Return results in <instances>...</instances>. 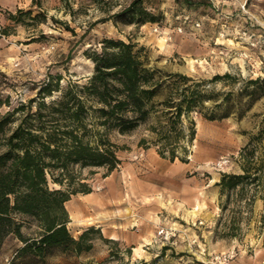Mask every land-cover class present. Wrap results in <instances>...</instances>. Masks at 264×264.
Segmentation results:
<instances>
[{
    "label": "rangeland",
    "instance_id": "obj_1",
    "mask_svg": "<svg viewBox=\"0 0 264 264\" xmlns=\"http://www.w3.org/2000/svg\"><path fill=\"white\" fill-rule=\"evenodd\" d=\"M130 1L0 0V32L6 29L8 33L0 36V116L19 103L37 99L38 88L49 77L58 76L62 88L85 83L93 65L84 53L98 49L105 38L143 48L149 66L198 80L224 73L242 78L264 76V0H192L203 5L190 9L174 0H146L141 7L157 18L155 23L107 20L93 24ZM17 10H31L32 16L41 12L44 20L30 22L24 17V23L33 24H16L8 13ZM61 23L73 29L74 35ZM88 27L64 64L68 50ZM206 89L229 90L218 82ZM262 116L264 99L241 119L207 121L193 114L194 140L185 155L178 151L185 162L163 159L152 146L139 147V139L147 135L143 126L128 135L109 132L108 140L118 147L119 164L106 176L103 168L81 171L83 183L95 197L85 201L91 215L67 224L74 238L89 227L100 235H94L88 253L65 256L54 252L44 263L137 264L157 257L166 247L154 264H264V201L254 200L247 219L240 222L239 239L221 238L231 206L221 210L215 186L222 173H240L239 151L257 132ZM95 186L102 189L96 192ZM49 188L58 187L49 182ZM112 220L119 223L123 239L110 238ZM35 232L34 223L21 229L26 237ZM21 246L8 236L0 248V264H10Z\"/></svg>",
    "mask_w": 264,
    "mask_h": 264
},
{
    "label": "trees",
    "instance_id": "obj_2",
    "mask_svg": "<svg viewBox=\"0 0 264 264\" xmlns=\"http://www.w3.org/2000/svg\"><path fill=\"white\" fill-rule=\"evenodd\" d=\"M144 1L131 0L111 17L93 24L107 20L157 22L141 7ZM174 1L187 9L203 5L201 1ZM36 6L40 8L39 3ZM24 17L30 22L44 20L41 12L32 16L31 10L8 13L16 24H33L24 23ZM61 24L74 35L73 29ZM88 29L68 50L64 64ZM7 34L6 29L0 32V36ZM142 51L131 42L105 38L98 49L84 53L93 65L85 83L62 88L58 76L49 77L38 88L37 99L19 103L0 116V248L8 236L22 244L10 264H45V257L54 252L79 256L92 249V239L100 233L89 227L74 238L67 229L65 203L73 195L90 193L81 178L82 170L103 168L106 176L119 164L118 147L108 140L109 132L128 135L143 126L147 135L139 139V147L152 146L163 159L185 162L178 151L185 155L194 140L193 114L207 121L241 119L264 99V76L242 78L224 73L198 80L149 66ZM216 82L229 90L206 89ZM235 83L239 85L233 92ZM238 164L240 173H222L215 183L221 210L231 206L221 238L239 239L240 222L247 219L254 200L264 201V116L257 132L240 149ZM49 182L58 188L50 189ZM28 223L36 227L31 237L21 233ZM166 250L162 247L157 257L137 264H154Z\"/></svg>",
    "mask_w": 264,
    "mask_h": 264
},
{
    "label": "crops",
    "instance_id": "obj_3",
    "mask_svg": "<svg viewBox=\"0 0 264 264\" xmlns=\"http://www.w3.org/2000/svg\"><path fill=\"white\" fill-rule=\"evenodd\" d=\"M93 193H89L86 195H82L81 197H77L74 200H69L65 203V208L68 213L69 223L77 221L79 219H83L84 216L91 215L86 209L85 201L94 200L95 197H91ZM98 200H101L100 198ZM96 219H94L95 221ZM110 223L114 226V229L109 230L110 238H120L123 239V233L120 231L119 223L116 220H112Z\"/></svg>",
    "mask_w": 264,
    "mask_h": 264
},
{
    "label": "built area",
    "instance_id": "obj_4",
    "mask_svg": "<svg viewBox=\"0 0 264 264\" xmlns=\"http://www.w3.org/2000/svg\"><path fill=\"white\" fill-rule=\"evenodd\" d=\"M186 20H187V17H184V19H183V23H185ZM195 26L198 27V24L196 23ZM177 31H178V32H181V29L178 28ZM141 155H142V154H140L139 156H141ZM101 189H102L101 186H95V187H94V190H95L96 192H97V191H100ZM159 234H162V232L160 231Z\"/></svg>",
    "mask_w": 264,
    "mask_h": 264
}]
</instances>
